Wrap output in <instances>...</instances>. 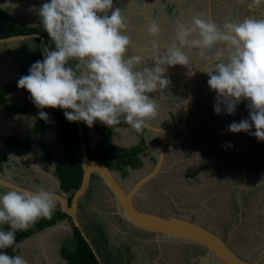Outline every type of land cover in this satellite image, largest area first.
Returning <instances> with one entry per match:
<instances>
[{
  "label": "clouds",
  "instance_id": "clouds-1",
  "mask_svg": "<svg viewBox=\"0 0 264 264\" xmlns=\"http://www.w3.org/2000/svg\"><path fill=\"white\" fill-rule=\"evenodd\" d=\"M259 3L253 0L249 7ZM112 8L113 0H50L40 7L42 27L54 50L45 49L43 60L36 61L17 85L31 94L38 109H63L69 122H83L91 128L99 121L114 134L140 131L157 114L156 99L149 94L166 89L170 83L165 78L167 68L187 66L193 53L211 68L203 72L217 95L216 114L221 113V103L226 114L233 115L239 103L249 102L251 123L249 119L233 122L228 131L248 132L264 141V19L225 18L218 24L197 14L190 22L177 23L172 42L163 51L156 39L161 28L152 20L146 29L153 37L150 48L129 55L132 41L125 34L127 22L120 8L108 15ZM149 52L154 67L147 66ZM38 118L47 122L48 115L40 111ZM31 119L34 123L36 118ZM122 121L127 129L116 127ZM55 208V194L44 188L0 195V225L11 229L0 230V250L13 246L17 231H27L38 219H50ZM0 264L28 261L0 252Z\"/></svg>",
  "mask_w": 264,
  "mask_h": 264
},
{
  "label": "rangeland",
  "instance_id": "rangeland-1",
  "mask_svg": "<svg viewBox=\"0 0 264 264\" xmlns=\"http://www.w3.org/2000/svg\"><path fill=\"white\" fill-rule=\"evenodd\" d=\"M21 1L23 2L26 0H21ZM116 1H118L119 3V8L126 13L125 16L126 21L130 23L134 28H138V27L140 28L142 25L145 24V21H147L146 25L149 24V20L158 21L159 26L161 28V32L159 36L156 37V39H158L159 41L160 51H163L165 46L168 45L167 43L168 40L170 39L169 35L173 34L172 21L174 20L175 23V19H169L168 18L169 16L167 17V11L166 8L164 7L162 0H149V1L141 0L140 3H138L139 0H116ZM174 1L177 2L176 7L178 3H180L179 5L181 7L186 6L184 13L181 14V16H179L178 18L179 20H182L180 23H183V21L190 22L194 16L201 13L205 14V16L208 17L207 4L205 0H178V1L174 0ZM251 1L252 0H243V2H241V0L215 1L214 4L219 7L220 12L219 13L214 12L216 14L213 13L214 21H216L218 24H222L225 18L236 21H242L245 17L256 18L258 11L249 10V8H247V6L251 5L250 4ZM116 3L117 2H114L115 5ZM253 7L264 8V0H260V3L254 5ZM174 13L175 11L172 13V15H174ZM184 14L185 16H183ZM224 14H225L224 19L220 18L223 17ZM21 18H23L26 24L28 25L37 24L42 27V22L40 17L36 22L33 21L34 19L27 16V14ZM139 30L141 32H136L137 34L131 32V34L133 35H130L131 39L133 38L141 41V43L139 44V46L141 45V48L138 49V51L137 50L131 51L132 54H139L140 50L145 46H148L150 48V44H148L149 43L148 40L151 41V39H153V37L151 39L149 38V34L147 30H145L143 26ZM35 48L37 49V46L32 40H28L26 42H11L1 46V49H6L8 52H10L11 58L17 63L18 66L24 65L21 69L22 71L25 72L28 70V68H30V66L33 63L32 53ZM185 51H187V49H185ZM149 54L151 55L152 53L149 52L147 54V59H148L147 66L154 67V64L151 61L152 56H150ZM189 58H190V63L187 66L191 65L190 68L192 69V71H195L192 74V78L193 81L196 82L198 79H201L200 77L201 70L206 62L201 58H199L198 56L194 55L193 53H189ZM183 67H177V68H175V66L168 67L167 68L168 71H166L165 73L166 79L172 77V74H182V73L184 74L185 78L181 77L183 79L182 85L184 88V94L183 97L177 101L178 103L176 105L173 103L174 102L176 103V101L174 100H176L177 98L176 96L178 95L179 92L177 91V85L176 87L174 86V89H172L171 85H169L166 89H164L161 92H154L149 94L150 98L156 99V103L158 106L157 113L161 112L160 115L156 114L154 118L156 119L159 118L160 120H162L163 122H161L160 124H166V123L171 124L170 126L171 129L174 130L176 133L174 135H179L182 132L180 118L182 116L183 111L181 108V104L186 96L185 90L187 84L186 82L188 80L187 78H190L191 76V74L188 73L186 69L183 70ZM209 70H211V68H209ZM178 78H180L179 75ZM181 93L183 92L181 91ZM194 93H195V97H194V101L192 102L191 116L192 117L195 116V134H192L193 136H191L186 140L185 142L186 145L184 144L185 145L184 148H179L176 145H170L167 148V151L169 152L167 155L168 158L165 159V165H169V167L171 168L172 166L181 163L183 165L182 168L184 167L187 169L193 167L194 165L202 169L201 171L204 170V174H206L207 176L208 175H210V177L213 176L211 185L210 186L207 185V189H206V192H210V194L213 196L211 198V202L204 204L203 202L204 197L200 194V191L195 192L198 193L196 196L197 199L199 198L201 199L199 202L195 203V206L197 205V207H195V213L197 212L196 219L200 221L201 224L207 226V228L213 230V232L219 234L222 238L229 239L230 243L234 244L235 248L238 249V251L241 254H244L246 258L251 260H256L260 255V252L264 244V235L258 237L256 234L253 233L254 231H252L253 227L261 226L263 227L262 233H264V215L262 214V212H264V203L261 201V203L257 205L256 208L255 205L256 200H254V198L256 193L259 192V189L255 190L256 187L252 186L253 182L251 181V179L254 180L256 178V174L258 173V167H257L258 164L257 165L255 164L257 161V157L255 155L256 151L243 150L244 146L242 144L243 142H245L247 136H250L248 132H240L234 134L228 131V126L233 122L238 123L243 119H249V122L251 123L249 117V109L247 107L248 101H242L241 103H239L233 115H227L224 105L223 103H221L220 104L221 113L218 115L214 112V104L217 103V101L212 99L214 98L217 100V95L214 91H212L209 87L207 88V86L205 87L195 86ZM29 106H34L32 99H29L27 101H20L17 99L14 100L13 102H8L2 105L0 107V114L1 116H3L6 114L9 115L10 113L11 114L19 113L20 115L24 116L23 120L26 121L25 124L20 125L19 128H21L22 126L29 129L31 127H35V129L38 132H40V130H43L45 128L46 130L45 134L49 132V129L51 130V128L55 126V124L51 122L53 116L49 114L46 110H44L45 108L32 110L29 108ZM40 111L47 113L48 115L47 122L45 120L38 118V113ZM31 118H36L34 123ZM98 123L100 122L96 121L94 122V125ZM84 125L88 132L89 151L95 155L98 153V150L101 147V145H104V143L102 140H100L101 138L99 134L95 133V131L93 130L94 125L91 128L88 127L85 123ZM116 127H119L121 129H127L128 125L122 121ZM107 128L111 132L110 141L113 144L114 148L130 147L132 145H136L139 143L140 139L135 134H133L132 129H129L127 132L114 134L111 128L109 127ZM15 129L16 127L14 128V130ZM140 131H142L143 136L147 137L150 140V144H149V146H151V148L149 149L150 156L144 158V166L142 168L131 170L130 173H127L125 178L122 180L124 182L128 181L130 183V181H135L137 178L145 175L146 172H149L152 169L157 158L158 144L161 140L162 133L156 135L155 133L150 134L149 132H145V130L143 129ZM251 131L252 132L255 131L254 126L252 127ZM25 134L26 137H24L25 138L24 140L23 138L22 140H19L17 138L9 137L8 139L10 140L9 141L10 143L9 144L3 143V147L8 148L13 145H16V148L18 149H22L19 148L20 146L18 145H23L26 147V144L30 142V132L28 134L27 131ZM48 144L54 149V152L56 151L57 156L61 154V145L56 136H52V138H49ZM244 144L246 150L247 145L246 143ZM254 146L255 148H258L260 146L259 142L256 145H253V149ZM2 151L5 150L2 148ZM42 151L46 155V159L47 160L49 159V162L51 163L52 157L54 155L51 153H47V151L43 149ZM263 151H264V143H263ZM263 151L262 153H264ZM233 160L238 161L239 165L247 169L248 177L247 176L246 177L251 181L248 182L249 186H247L248 185L247 183L243 182L241 171L235 170L236 167L232 163ZM3 162H4L3 157H1L0 165H2ZM0 169L3 168L0 166ZM174 173L175 171L173 170V173H168V174L172 175ZM244 174H246V172ZM158 179L160 180H156L149 184H146L138 194L137 198L135 199L136 205L138 204L137 206L143 208L142 210L168 211L167 208H164L162 192H164V190L165 191L168 190L169 185H171L170 183L171 177L165 175L163 177V175H161L160 178ZM242 185L244 186V188L239 190V187ZM100 188L102 193L108 194L107 196H110L108 190H106L103 186H100ZM97 189H98V185L95 184V181H92L88 193H86V195H84L81 199L82 207L83 204L84 207L92 206L90 207L89 210L90 211L89 216L90 217L93 216L94 219L87 220V225H86V219H85L86 217L84 215L80 217V222L83 226V229L86 235L88 236V238L91 240V242L92 240L94 241L93 246L97 251V253L99 254L98 250H101L103 252V256L105 255L106 257L111 258V260L114 261L113 264H142L141 262L142 259L143 261H149V264H153V261L158 260L157 259L159 253L158 251H156L157 254L154 255L157 258L153 257V259L149 260L147 257L144 256V254L145 253L149 254L151 253V251L149 252L146 250L143 253L142 251L143 249H139L140 247L137 241L134 242L133 239H129L125 237L118 238L117 235L118 232L124 233L122 227L123 224L122 222L121 224L118 222V219L120 218L115 216L114 211H112L115 210L113 209L114 205L112 203L111 204L113 206L109 205L108 207V210L111 212V215H109L110 217L107 215L106 220L104 218H99L100 214L102 213V209H99L101 202H100V198L98 197ZM234 190L235 193L241 192L242 190L252 191L248 196V200L251 201L254 200V201H252L251 204H249L248 206L249 212H247V215L248 213L249 215L246 218H248L249 220L246 224H243V220L239 223L238 218H235V220L233 221L231 219L230 225L231 227L233 226L235 228L236 237L235 236L229 237L227 236L226 230H223L221 233H218L217 231L214 230L218 228L217 225L223 222V219H221V217L217 214L218 212L223 211V209L222 211H219L220 205L218 204L220 203V201H223L225 202L224 204L225 206H229L231 203L230 196H232L230 192ZM201 191H203V189H201ZM221 192L222 194L216 195ZM173 198L176 200L175 196H173ZM232 206H234L233 203ZM88 212L86 211V214ZM236 216H239L238 212L235 214L234 217ZM188 218H192V220H194L195 216L193 217V215L188 214ZM248 224H253L252 228L249 229L247 227ZM31 227L32 225L29 227V229ZM2 229L4 231L11 230L9 225H0V230ZM217 230L219 231L220 229ZM241 231L243 232L245 231L243 233V236H241ZM20 233H22L26 238L30 236L29 232L26 233V231L24 232L17 231L15 233V238L19 239ZM136 237L139 239L142 238L146 240L155 241V237L153 236L144 237L141 234H137ZM75 244L76 243L74 238L66 239L65 243L63 244L64 246L62 248L65 256L67 252L74 251ZM160 248L163 251L164 261H161L158 264H183V260H182L183 258H181V255H185L183 249H186V246L176 245L162 241L160 242ZM152 249L155 248H153L152 246ZM3 251L4 249L0 250V252L2 253ZM137 251L138 253H136ZM195 259H196L195 264H202L199 263L198 256H195ZM260 262L261 264H264V253L263 255H261Z\"/></svg>",
  "mask_w": 264,
  "mask_h": 264
},
{
  "label": "crops",
  "instance_id": "crops-1",
  "mask_svg": "<svg viewBox=\"0 0 264 264\" xmlns=\"http://www.w3.org/2000/svg\"><path fill=\"white\" fill-rule=\"evenodd\" d=\"M114 2H117L116 5L114 4ZM162 2L164 4V7L166 8L167 17L169 16L168 17L169 19H175V23H174V20L172 21L173 34L169 35L170 39L168 40V43H167V44H170L172 42L177 23H180L182 21V20H179L178 18H179V16H181V14L184 13L186 6L181 7L179 5L180 3H178V5L176 7L177 2L174 0H165V2L162 0ZM44 3H50V0H28V2H27V0L23 1V2L21 0H0V5H3L0 7L3 10L9 12L11 15H13L20 22H23L26 24L25 20L21 17H23L27 14V16L34 19L33 21L36 22L39 18V9ZM138 3H140V2H138ZM165 3H168V4L166 5ZM252 3H253V0L250 2V4H252ZM116 8H119V3H118V1L113 0V8L108 12V15H111V11L115 10ZM256 10L257 9H254L253 11H256ZM174 11H175V13H174L175 16L172 15V13ZM122 16L124 18L126 16V13L124 11H122ZM183 16H185V14ZM125 20H126V18H125ZM149 22H150V20H149ZM146 23H147V21H145V24L142 25L145 30L147 29ZM183 23H185V22L183 21ZM29 25L39 26L41 29H43V27H41L40 25H37V24H29ZM142 26L140 28L139 27L134 28V27H132V25L130 23L127 22V30H126L125 34H127L129 36L133 35V34H131V32L137 34L136 32H141L139 29H141ZM149 38L151 39L152 37L149 35ZM131 41H132V43L129 47V52H128L129 55H132L131 51H135V50L138 51V49L141 48V45L139 46V44L141 43L140 40L132 38ZM148 42L147 43L150 44V40H148ZM9 43H11V42H9ZM5 44H7V43H5ZM2 45H4V44H0V87H8V86L13 87V90L10 91L9 93H7L5 100H4V103L2 105L6 104L8 102H13L14 100H17V99L20 101H27L29 99H32L30 95L25 93L23 91V89H20L17 86L18 80L23 76L24 71H22L21 68L24 65L18 66L17 63L11 58L10 52H8L6 49H1ZM36 46H37V44H36ZM38 49L39 48L37 46V49L36 48L34 49L32 55L37 53ZM30 51H31V49H30ZM150 56H152V54ZM205 64L203 65L202 70H201V75H200L201 78H202V75H204V73H205L206 77L208 78L207 73L203 72V71L209 70L210 67L207 69H204ZM190 66H185V67H183L181 65L175 66V68L183 67V70L186 69V71L191 74L190 79L187 78L188 79L187 82H189L190 80L193 81L192 74L195 72V71H192ZM188 69H190V70H188ZM178 75L180 76V78H178ZM181 77H184L183 73L182 74H172V77L168 78V80L170 81L169 85H171V88L174 89V86L176 87V85H177V91H179L178 95L176 96L177 97L176 100H174V101H176V103L175 102L173 103L175 105L178 103L177 101L183 97V94H184V88L182 85L183 79ZM193 82H195V81H193ZM12 85H14L15 87ZM208 87L209 86L207 85V88ZM181 91L183 93H181ZM191 91H192V97L187 103V107H188L189 111H188L187 118H186L187 125L189 126V133H188V136L186 137V139L180 145H176L179 148H184V146L186 145V143H185L186 140L188 138H190L191 136H193L192 134H195V116H193V117L191 116L192 102L194 101V97H195V93H194L195 85L193 87H191ZM185 95H186L185 99L183 100V102L181 104V108L183 111L182 115L184 114L183 103L187 100V97H188L187 84H186ZM212 99L217 101L214 98H212ZM29 108L32 110L38 109L35 105L29 106ZM44 110H46V109H44ZM10 114L9 115L6 114L3 116H1V114H0V159H1V157H3V160H4L3 164L0 165L3 168V169H0V177L5 178L11 182H15L21 186L33 188L35 190H38L40 188H44L45 190H48V191L55 190L56 186H54L55 183H54V180L52 179V176H54L55 162L60 155L57 156L56 151L54 152V149L48 144V139L52 138V136H56L57 139H59L58 138V129H57L55 120L51 119V122H53L55 124V126L53 128H51V130L49 129V132H47L45 134V132H46L45 128L43 130H40V132H38L35 129V127H31L29 129V128L22 126L21 128H19L20 125H24L26 122L23 120L24 116L20 115L19 113H16V114L12 113L11 115ZM160 114H161V112L157 113V115H160ZM174 120H177V119H174ZM189 120H191V121H189ZM161 122H163V121L160 120L159 118H157V119L153 118L151 121L148 122V124H150L152 126H158V127H164V126H168V125L171 126V124H169V123L160 124ZM180 123H181V121H180ZM15 127H16V129L14 130ZM181 130H182V132L179 135H182L184 133L183 128H182V124H181ZM27 131H28V134L30 132V142L28 144H26V147L23 145H18V146H20L19 148H22V149L16 148V145L10 146L8 148L3 147V143H6V144L10 143L9 142L10 140L8 139L9 137L17 138L19 140H22V138H23V140H24L25 139L24 137H26L25 133ZM171 131L173 132V134H176L174 130H171ZM135 132L136 131L133 130V134H135ZM155 134L158 135L160 133L155 132ZM22 135H24V136H22ZM179 135H176V136H179ZM250 136H252V135H250ZM250 136H247V138L245 139V142H243L244 140L242 141L243 142L242 145L244 146V149H243L244 151L254 150L253 145H256L259 142L256 138H254L255 140L253 139V145L250 147V145L247 142V139ZM162 137H163V133H162ZM162 137H161V139H162ZM244 143H246V145H247L246 150H245V144ZM2 148L5 151H2ZM42 149L47 151V153H51L54 155L52 157L51 163L49 162V159L48 160L46 159V155L43 153ZM261 154H260V158H258L256 163H255L256 165L258 164L257 165L258 173L256 174V178L254 180L251 179V181L253 182L252 186L256 187L255 190L259 189V192L256 193L255 198H254V200H256L255 201L256 208H257V205H259L261 203V201L264 203V153H261ZM5 159H6V161H5ZM232 163L236 167L235 170L241 171L242 177H243L242 178L243 182L247 183V184H248V182H251L249 179H247V177H248L247 169L245 167H242L241 165H239V162L236 160H233ZM193 167L194 168H192L191 171H187L186 169H184L183 175L181 177L182 184L180 185L182 190L179 193V196H180L181 201H184L188 198L190 203H191V205H189V204L187 205V207H186L187 209H182V210L192 211L195 213V203L199 202L201 200L200 198L197 199L196 196L198 193H195V192L200 191V194L204 197V200H203L204 204L211 202V198L213 196L210 194V192H206V189H207V185H209V186L211 185L213 176L212 177H210V175L207 176L206 174H204V170L201 171L202 169L195 167L194 165H193ZM245 172H246V174H244ZM40 176H41V178H40ZM214 177H215V175H214ZM214 185H216V184H214ZM231 186H233V185H231ZM247 186H249V184ZM243 188H244V186L242 185L239 187V190H241ZM201 189H203V191H201ZM7 191H9V190L3 188L0 185V195L5 194ZM251 192L252 191H247V190H242L241 192H237V193H235V190L230 192V194L232 195V196H230L231 197V203L234 204V208L236 211L234 213L238 212V215H239V217H237L239 220V223L243 220V224H246L249 220L248 218H246L249 215V213L247 215V212H249L248 206H249V204H251L252 201H254V200H252V201L248 200V196ZM220 194H222V192L219 194H216V195H220ZM233 200H235V201H233ZM172 202L174 205L177 206V202L173 198V196H172ZM224 204H225V202L220 201V203L218 204V205H220L219 211H222V206ZM57 209H58V207L56 204L55 210H57ZM257 213H259V212H257ZM242 214H244L243 217H242ZM262 214L264 215V212H262ZM194 216L196 219L197 218V212L195 213ZM180 217L181 218H187L190 220L192 219V218H188V216H180ZM60 222H62V221H60ZM60 222H58V223H60ZM58 223L52 227H49V228H46V229L40 231V232L33 233L27 238L24 237L23 235L21 236L22 233H20V238L19 239L15 238V243L13 244V246L4 249L3 253L8 254L11 257H14L17 254L21 255L23 258H25L28 261V264H66L67 262L65 260V255H64L62 248L64 246L63 244L65 243L66 239H69V237L71 235V231H70L71 226H70L69 222L63 221L61 226H57ZM230 223L224 226V228H227L229 231L227 233V236H229V237L233 236L231 231H232V229H235L233 226L231 227ZM249 225H250V227H249ZM252 225L253 224H248L247 227L250 229V228H252ZM55 226H57V227H55ZM252 231H254L253 233H256V235L258 237L264 235V233H262L263 227H261V226L260 227H258V226L253 227ZM244 232L242 231V234ZM159 239L161 241H163V239H161V238H159ZM133 240H134V242L137 241V243H139V247H140L139 249H143L142 250L143 253L146 250L149 252L151 251V253H149V254H147V253L144 254V256L147 257L149 260L153 259V257L157 258L154 255L157 254L156 251L159 252L158 253L159 256L157 258L158 260L153 261V264H158L161 261H164L163 251L159 247L158 243H156L152 240H146V239H142V238L139 239L136 237V233L133 234ZM151 242H154V243H151ZM16 245H19L17 247V249H16ZM152 246L155 249H152ZM263 247H264V244H263ZM188 248H190L192 251L195 250V246H191ZM14 249H16V251H14ZM21 249H22V251H21ZM153 251H155V252H153ZM136 253H138V251ZM160 255H161V257H160ZM141 262H142V264H149V261H143V259ZM183 264H195V255H188L186 257H183Z\"/></svg>",
  "mask_w": 264,
  "mask_h": 264
},
{
  "label": "water",
  "instance_id": "water-1",
  "mask_svg": "<svg viewBox=\"0 0 264 264\" xmlns=\"http://www.w3.org/2000/svg\"><path fill=\"white\" fill-rule=\"evenodd\" d=\"M205 1L207 4L208 17L213 20L212 2L211 0ZM250 9L254 10L257 8L250 7ZM257 10L264 14L262 9ZM35 39L41 43L44 52L45 49H49L45 38L38 33L0 39V44L14 41L26 42L28 40ZM207 68H209V65L206 63L204 69ZM208 79L209 78H207L204 73L202 78L197 80L198 82H193L191 80L188 82V97L183 103L184 114L180 118L184 131L182 135H174L168 126L156 127L148 124L145 127L146 130L163 133V137L158 145V156L155 161V166L147 174L137 178L136 181H130V183L123 187L118 184L115 175L107 165L99 159L90 157L85 139L83 122H76L82 155V181L80 187L74 191L70 202L67 195L63 191L58 190V192H50L54 193L56 196V203L58 204L59 211L71 219L72 223H74L75 227L79 230L81 236L90 247L99 264L104 263L95 250L91 240L86 235L83 227L80 225L77 215L78 206L81 203L82 197L89 189L90 180L93 176L100 178L107 187L110 193L111 203L114 205L115 215L119 216L129 227H132L139 232L153 235L155 237L154 242L157 241V243H159V247L160 242H162L159 238L163 239L165 242L176 245L195 246L197 249L203 251V254L198 255L199 263L202 264H261L260 260L261 255L264 253V247H262V253L260 252L258 258L256 260H251L233 248L229 239L222 238L219 234L213 232V230L203 226L197 219L190 220L169 214L145 211L138 208L134 204L135 198L138 196L143 187L150 181L157 178L158 174L162 171L161 167L164 163L165 151H167V148L170 145H180L188 136L189 126L187 125L186 118L189 111L187 103L192 97L191 87L194 85L205 87L208 85ZM54 181L57 188H59L60 185L58 180L54 178ZM0 185L7 190L36 191L35 189L21 186L1 177ZM62 223L63 221L58 223L57 226H61Z\"/></svg>",
  "mask_w": 264,
  "mask_h": 264
},
{
  "label": "trees",
  "instance_id": "trees-1",
  "mask_svg": "<svg viewBox=\"0 0 264 264\" xmlns=\"http://www.w3.org/2000/svg\"><path fill=\"white\" fill-rule=\"evenodd\" d=\"M141 0H139L140 2ZM165 2V0H163ZM38 33L42 35L47 45L49 46L50 50H54V44L51 41V39L48 37L47 33L41 29L39 26H32L27 25L23 22H20L17 20L13 15H11L9 12L3 10L0 7V39H5L12 36H18V35H27V34H33ZM35 44L38 46V52L32 55V65L36 61H42L44 58L45 52L42 49L41 43L35 39L32 40ZM31 65V66H32ZM30 66V67H31ZM29 69L23 74V76L28 75ZM13 90V87H0V106L4 103L5 97L7 93ZM25 93L31 96V94L26 90L23 89ZM49 114L53 116V119L55 120L57 129H58V138L62 145L61 148V154L57 158L56 164H55V175L57 177V180L60 182V188L64 192H70L71 195L74 193L75 190H77L80 187L81 181H82V155H81V149H80V142L78 138L77 128H76V122H69L65 118L64 110L63 109H52V108H45ZM101 132V140L103 141L104 145L103 153L106 151L110 154L114 152L113 145L108 143V136L110 134V130H108L106 127H103L102 129L98 128ZM84 134L86 143L89 149V144L87 140V132L84 128ZM254 136H250L247 139L248 144L250 147L253 145V139ZM255 140V139H254ZM256 143V142H255ZM263 143L264 141H259L260 146L258 148H255V150L251 151H258L255 153L257 159L260 158V154L263 151ZM141 151L140 146H134L132 149H120V152L115 155V157H119V159L116 161L115 165L120 166L121 168H124V165L129 164L132 167H136L140 164V160L137 159V162L135 160H131L132 154L135 152ZM260 153V154H259ZM124 158H126V161H124ZM65 218V215L62 214L59 209L54 210L52 213V216L50 219L48 218H41L38 219L34 224H32V227L27 229L26 233L29 232V235L40 232L46 228L52 227L58 222L62 221V219ZM74 232V240H75V249L72 252H67L65 256L66 264H99L96 260L95 256L93 255L90 247L86 243V241L81 236L79 230L76 227H73ZM23 234H21L22 236ZM24 236V235H23ZM20 238V237H19ZM92 244H94V241L92 240ZM100 248V247H99ZM195 250L197 251V254H203V251L200 249H197L195 247ZM99 256H101V260L104 264H113L114 261L111 260V258L103 256V252L101 250H98Z\"/></svg>",
  "mask_w": 264,
  "mask_h": 264
},
{
  "label": "flooded vegetation",
  "instance_id": "flooded-vegetation-1",
  "mask_svg": "<svg viewBox=\"0 0 264 264\" xmlns=\"http://www.w3.org/2000/svg\"><path fill=\"white\" fill-rule=\"evenodd\" d=\"M211 1H212V5H213V13L214 12H218L219 13L220 12L219 7L214 4V2L217 1V0H211ZM165 4L167 5L168 3H165ZM247 8H249V10H251L249 6H247ZM255 8L262 9L264 11V8H262V7L261 8L255 7ZM256 11H258V10H256ZM214 14H216V13H214ZM224 17H225V14H224L223 17H220V18L224 19ZM256 19H264V14L261 13L260 11H258V14L256 16ZM213 20H214V18H213ZM187 89H188V82H187ZM83 126L85 128V131L87 132L84 123H83ZM99 127L102 129L103 127H106L107 128V126H105V125H103L101 123L95 124L93 126V130L95 131V133H98L99 136H100V138H101V133H100L101 131L98 129ZM156 127H158V126H156ZM169 128L171 129L170 125H169ZM143 130H145V132H149L150 134L155 133L153 131L146 130L145 128H143ZM135 135L137 137H139V139H140L138 144L132 145L130 147H118V148H114L113 147L114 152H112L111 154L109 152H107V151L105 153H103V151H102L103 150V148H102L103 145H101V147L98 150V153L95 154V155L92 154L89 151V155H90L91 158H95V159L101 160L105 165H107L111 169L112 173L116 177V180H117L118 184L120 186H122V187L129 183L128 181L127 182L122 181L125 178V176L127 175V173H130L131 170H136V169L142 168L144 166V158L150 156V152H149L150 151L149 149L151 148V146H149L150 140L147 137L143 136L142 131H136L135 132ZM110 137H111V132H110V134L108 136V143L112 144L111 141H110ZM87 140H88V132H87ZM58 141H59V139H58ZM60 145H61V143H60ZM134 146H140L141 147V151H138V152L133 153L132 154V157H131V160H135L137 162V159H139L141 161L140 164L138 166H136V167H132L131 165L126 164V165H124V168H121L120 166L115 165L116 161L119 159V157L116 158L115 155L120 152V149H123V148L132 149ZM61 148H62V145H61ZM168 152L169 151H165L164 163H163V165L161 167L162 168V171L158 174L157 178H155L153 180V181L160 180L158 178H160L161 175H163V177H164V175L171 177V181H170L171 185H169L168 190H166V191L164 190V192H162V199H163V203H164V208H167L168 211H164V210L163 211L162 210H157V211H155V210H147V211L159 212V213L169 214V215L178 216V217H180V216H186V215L188 216V214H190V215H193V217H194V215H195L194 212L182 210V209H187L186 207H187L188 204L191 205L189 199L187 198L186 200L181 201L180 196H179V193L182 190V188H181L180 185L182 184L181 177H182V174L184 172V169H186L187 171H191L193 167H191L189 169L183 167L184 168L183 169L182 168L183 165L181 163H179V164L174 165V166H172L170 168L169 165H165V159L168 158L167 157ZM256 152H258V151H256ZM157 156H158V151H157ZM124 161H126V158H124ZM55 164H56V162H55ZM154 166H155V164H154ZM154 166L152 167V169L154 168ZM195 167H197V166H195ZM173 170L175 171V173L172 174V175H169L168 173H173ZM147 173L148 172H146V174ZM53 177L57 180V177L55 175V168H54V176H52V179L54 180ZM92 181H95V184L98 185V189H97L98 190V197L100 198V202H101L99 209H102V213L100 214L99 218H104L106 220L107 215L108 216L111 215V212L108 210V207H109V205H111V206H113V205L111 204L110 196H107L108 194L102 193L100 186H103L106 190H108V189L104 185V183L102 182V180L100 178H98L96 176L91 177L90 185H91ZM153 181H150L149 183H151ZM54 183H55V181H54ZM59 185H60V182H59ZM90 185H89V187H90ZM54 186H56V183L54 184ZM58 190H61L62 191V189L60 187L57 188V186H56L55 190H53V191L58 192ZM88 191H89V189L87 190L86 193H88ZM64 193L67 195L68 200L70 202L71 201V197L73 196V194L71 195L70 192H64ZM172 196H175L176 197L177 206L173 204V202H172ZM134 204L136 205V200H134ZM57 207H58V204H57ZM90 207H92V206H90ZM90 207H84V204H83V207H82V204L81 203L79 204V206H78V212H77L79 222H80V217L82 215H84L86 217L85 218L86 219V225H87V220H93L94 219L93 216H91V217L89 216L90 215V211H89L90 210ZM137 207L140 208V209H143V208H141L139 206H137ZM195 207H197V205ZM83 208H84V210H83ZM113 209H114V207H113ZM222 209H223V211H222L223 212V215H222V212H218L217 214L221 217V219H223V222L220 223L219 225H217V227H218L217 229H220V230L218 231L216 229L214 231H217L218 233H221L223 230H226L227 233H228L229 232L228 229L227 228H224V226L227 225V224H229L231 222V219L233 221V220H235V218H237L239 216L234 217L236 213H234L235 212L234 211L235 208H234V206H232V203H230L229 206L223 205L222 206ZM86 211L87 212L89 211V212L86 214ZM112 211H114V210H112ZM105 213H107V214H105ZM243 215L244 214H242V217H243ZM115 216H117V215H115ZM117 217H119V216H117ZM120 219H118V222L120 224L122 222V224H123L122 227H123L124 233L123 232H120L121 233L120 234L118 232V234H117L118 235V238L119 237H125V238H129V239H133V234L134 233H136V235L137 234H141L144 237L153 236L151 234H145V233H142V232H139V231L135 230L132 227H129L126 222H124L122 219L121 220ZM62 221L69 222L70 223V226H71V228H70L71 229L70 230L71 231V235H70L69 239L74 238V232H73V227H75L74 223H72L71 219L68 218L66 215H65V218L62 219ZM80 225L82 226L81 222H80ZM203 226H205V225H203ZM205 227H207V226H205ZM231 232H232V235L235 236L236 230L235 229H232ZM122 234H123V236H122ZM254 234H256V233H254ZM241 236H243L242 231H241ZM183 246H186V249H183V251L185 252V255H181V258L186 257L188 255L198 256L196 250L192 251L190 248H188V247H191V246H189V245H183ZM232 246H233V248H235L234 244H232Z\"/></svg>",
  "mask_w": 264,
  "mask_h": 264
},
{
  "label": "bare ground",
  "instance_id": "bare-ground-1",
  "mask_svg": "<svg viewBox=\"0 0 264 264\" xmlns=\"http://www.w3.org/2000/svg\"><path fill=\"white\" fill-rule=\"evenodd\" d=\"M190 79V78H189ZM187 91H188V89H187ZM184 126H185V124H184Z\"/></svg>",
  "mask_w": 264,
  "mask_h": 264
}]
</instances>
